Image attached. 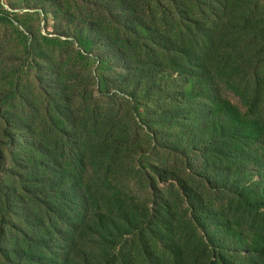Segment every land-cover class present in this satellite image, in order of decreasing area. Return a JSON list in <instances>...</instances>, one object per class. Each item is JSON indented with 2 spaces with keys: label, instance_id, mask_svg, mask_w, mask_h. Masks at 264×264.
<instances>
[{
  "label": "trees",
  "instance_id": "trees-1",
  "mask_svg": "<svg viewBox=\"0 0 264 264\" xmlns=\"http://www.w3.org/2000/svg\"><path fill=\"white\" fill-rule=\"evenodd\" d=\"M37 9L0 13V264H264V0ZM75 43L123 107L76 104Z\"/></svg>",
  "mask_w": 264,
  "mask_h": 264
},
{
  "label": "rangeland",
  "instance_id": "rangeland-1",
  "mask_svg": "<svg viewBox=\"0 0 264 264\" xmlns=\"http://www.w3.org/2000/svg\"><path fill=\"white\" fill-rule=\"evenodd\" d=\"M43 3H45V0H0V13L3 15H9L11 18L17 17L19 19L15 20L14 23L15 25L20 26V29L23 30L26 34L27 32L24 30V27L21 26L22 23H28L31 25V32L30 36H32V31L40 32L42 34L48 35L49 36H55L56 33L60 34V31H57L55 33L53 24H52V17L45 15V13L41 10H38L37 8L40 7ZM39 11V12H37ZM32 14V15H31ZM22 22V23H21ZM0 35L3 36L5 33H8V39L12 40L13 39V28L12 27H4V25L0 24ZM72 28V27H70ZM69 31H64V34L62 35V38H66V35ZM29 34V33H28ZM79 49L80 46H78V43H75L72 47L69 46L67 49H63L64 51L62 52L61 57L57 60L55 68L59 67L63 69V71H68L70 67L73 68L74 73L77 75V82L75 83L76 86L74 87V100L76 104H79L81 107H92V109L99 110L98 106L95 102L97 99L98 101H103L104 104L107 101V96L102 97L101 91L103 90L104 92H110V94L117 92V95L120 97L122 96L124 99L120 100L118 103L114 105L115 108H121L125 105V98L130 99L123 93L118 86L113 83L112 79V73L114 70H118L119 67H115L116 69H112L111 71H102L100 68L101 62L98 60L101 58V55H104L102 51H99L100 49H96L93 51L91 54V60L88 62H83V61H78L75 62L73 59V54L75 52V49ZM22 48V47H21ZM20 48V49H21ZM12 50L15 52H18L19 49L16 45H13ZM84 54L86 52L83 50L82 51ZM70 54V58H67V54ZM14 58H19L21 56L18 55H13ZM59 57V56H58ZM77 60V59H76ZM27 61V58L24 57V59L20 62L21 64H24ZM86 65L84 67L83 64ZM101 66V67H100ZM105 75L108 83L104 87L102 85V82H100V75ZM87 78L89 81H87ZM95 78V81L93 80ZM97 79V81H96ZM93 82V84H92ZM74 84V85H75ZM92 84V85H91ZM94 91V93H92ZM227 96L231 98L235 103L239 104L241 107V103L237 101V99H233L230 97L232 95L230 92H226ZM230 94V95H228ZM98 104H101L98 103ZM105 106L101 104L100 107Z\"/></svg>",
  "mask_w": 264,
  "mask_h": 264
}]
</instances>
